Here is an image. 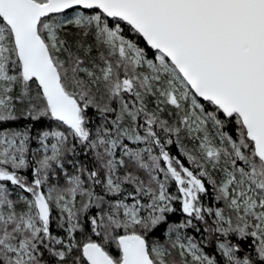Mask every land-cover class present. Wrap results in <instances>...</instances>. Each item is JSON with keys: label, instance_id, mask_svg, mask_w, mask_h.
<instances>
[{"label": "snow or ice", "instance_id": "obj_1", "mask_svg": "<svg viewBox=\"0 0 264 264\" xmlns=\"http://www.w3.org/2000/svg\"><path fill=\"white\" fill-rule=\"evenodd\" d=\"M0 264H264V0H0Z\"/></svg>", "mask_w": 264, "mask_h": 264}]
</instances>
